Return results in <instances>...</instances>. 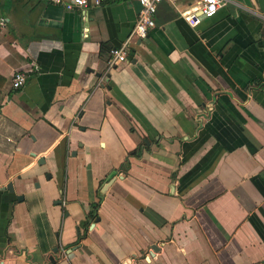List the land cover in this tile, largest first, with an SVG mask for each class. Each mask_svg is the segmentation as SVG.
<instances>
[{
  "label": "crops",
  "instance_id": "crops-1",
  "mask_svg": "<svg viewBox=\"0 0 264 264\" xmlns=\"http://www.w3.org/2000/svg\"><path fill=\"white\" fill-rule=\"evenodd\" d=\"M195 3L0 0V264H264V0Z\"/></svg>",
  "mask_w": 264,
  "mask_h": 264
},
{
  "label": "built area",
  "instance_id": "built-area-1",
  "mask_svg": "<svg viewBox=\"0 0 264 264\" xmlns=\"http://www.w3.org/2000/svg\"><path fill=\"white\" fill-rule=\"evenodd\" d=\"M56 4H62L66 10L74 8L87 9L89 7H98L105 3H118L122 0H53ZM139 5V11L135 24L129 34L126 42L119 48L110 50L108 67L113 68L119 64L125 63L127 59L128 48L131 43L143 40L147 37L149 31L155 27L154 15L157 6L164 0H136ZM230 0H196L195 5L180 13L181 18L190 26H197L202 19H210L215 16L217 11L226 6ZM26 83V75L22 71L14 73L11 80V88L18 90Z\"/></svg>",
  "mask_w": 264,
  "mask_h": 264
},
{
  "label": "water",
  "instance_id": "water-1",
  "mask_svg": "<svg viewBox=\"0 0 264 264\" xmlns=\"http://www.w3.org/2000/svg\"><path fill=\"white\" fill-rule=\"evenodd\" d=\"M112 178H113V177H111L110 180L107 181L106 186L111 182ZM6 190L12 192V185H11V184H8V185L6 186ZM48 260H49L52 264L55 262L54 259H53L52 257H49Z\"/></svg>",
  "mask_w": 264,
  "mask_h": 264
},
{
  "label": "trees",
  "instance_id": "trees-1",
  "mask_svg": "<svg viewBox=\"0 0 264 264\" xmlns=\"http://www.w3.org/2000/svg\"><path fill=\"white\" fill-rule=\"evenodd\" d=\"M228 107H229V110L232 109L230 106H228Z\"/></svg>",
  "mask_w": 264,
  "mask_h": 264
}]
</instances>
